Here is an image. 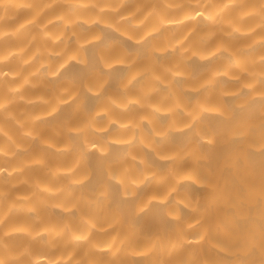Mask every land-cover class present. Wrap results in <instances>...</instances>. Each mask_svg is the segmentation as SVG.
Returning a JSON list of instances; mask_svg holds the SVG:
<instances>
[{
	"label": "clouds",
	"instance_id": "1",
	"mask_svg": "<svg viewBox=\"0 0 264 264\" xmlns=\"http://www.w3.org/2000/svg\"><path fill=\"white\" fill-rule=\"evenodd\" d=\"M0 264H264V0H0Z\"/></svg>",
	"mask_w": 264,
	"mask_h": 264
}]
</instances>
